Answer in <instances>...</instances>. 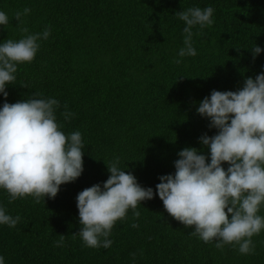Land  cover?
Masks as SVG:
<instances>
[{
	"label": "trees",
	"instance_id": "trees-1",
	"mask_svg": "<svg viewBox=\"0 0 264 264\" xmlns=\"http://www.w3.org/2000/svg\"><path fill=\"white\" fill-rule=\"evenodd\" d=\"M193 6L213 7L214 23L193 29L197 55L177 64L185 25L176 13ZM25 8L31 11L18 27L14 14ZM0 11L10 20L0 26V42L19 40L24 27L51 28L34 60L18 65L7 102L58 100L61 130L80 131L84 143L82 175L61 185L54 199L9 202L0 190V205L20 217L14 228L0 226L5 264H264V231L252 237V254L241 255L238 245L217 249L215 241L190 235L193 228L171 217L155 195L138 205V218L129 209L115 223L109 248H88L76 206L79 192L107 180L105 162L114 157L155 192L160 176L174 174L180 150L207 155L199 138L217 130L197 114L198 102L213 90L236 91L264 71V51L255 60L251 51L264 49V0H0ZM65 111L73 114L69 120Z\"/></svg>",
	"mask_w": 264,
	"mask_h": 264
},
{
	"label": "clouds",
	"instance_id": "clouds-1",
	"mask_svg": "<svg viewBox=\"0 0 264 264\" xmlns=\"http://www.w3.org/2000/svg\"><path fill=\"white\" fill-rule=\"evenodd\" d=\"M25 8L14 14L17 26L30 13ZM183 21V47L175 63L194 57L193 29H203L214 23V8L189 7L176 13ZM10 23L9 16L0 11V26ZM19 40L0 42V190L7 192L9 202L31 196L36 203L54 199L61 185L76 181L83 173L84 143L80 131L65 135L57 121L59 101L54 98L24 99L8 103L6 87L14 84L18 65L31 63L40 41L47 40L51 28L29 33ZM255 60L264 51L251 48ZM39 95V94H35ZM196 112L216 129L199 142L207 155L195 147L177 153L174 174L160 176L153 188L142 187L131 171L121 167L119 157L105 164L110 173L102 184H94L78 193L76 206L80 231L78 235L88 248L107 249L108 239L118 220L126 217L129 209L140 216L138 205L158 196L165 211L185 227L190 235L204 243L215 241V247L238 245L241 255L254 252L252 237L264 231V71L255 78H245L236 91L213 90L198 102ZM65 120L73 115L61 113ZM227 164L225 169L223 166ZM20 217L6 213L0 205V226L14 228ZM137 225L133 224L132 227ZM63 245V235L56 246ZM0 264L5 258L0 256Z\"/></svg>",
	"mask_w": 264,
	"mask_h": 264
}]
</instances>
